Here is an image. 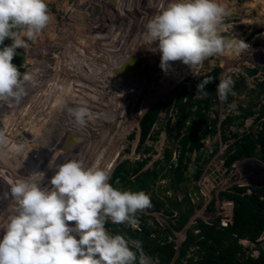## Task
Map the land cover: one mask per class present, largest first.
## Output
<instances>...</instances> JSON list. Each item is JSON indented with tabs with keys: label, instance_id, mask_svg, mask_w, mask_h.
I'll return each mask as SVG.
<instances>
[{
	"label": "rangeland",
	"instance_id": "rangeland-1",
	"mask_svg": "<svg viewBox=\"0 0 264 264\" xmlns=\"http://www.w3.org/2000/svg\"><path fill=\"white\" fill-rule=\"evenodd\" d=\"M173 2H178V0H46L52 16L50 24L35 41L28 39L25 35L26 30L20 32V38L26 42L27 46L16 49L17 54L12 63L21 69V73L31 72L39 86L37 85L38 87L32 90H28L26 87L27 95L18 104L0 102V129L5 131L7 138L14 140L11 142V147H19L18 152L8 151L12 148L7 150L5 147L8 162L4 166H0V241L3 240L10 218L17 214V205L11 196V186L17 181L28 180L40 184L41 187L51 188V179L58 170V167L55 166L49 168L48 165L52 159L57 166L76 159L83 161L86 168L98 167L108 169L112 173L114 167L125 159L137 161L143 156H148L149 160L142 170L155 166L159 171V178L149 190V194L158 195L164 200L165 205L164 209L159 211L147 209L138 211L136 214L138 224L135 228L140 227L142 219L145 218L149 227L163 238L167 237L168 241L172 240L176 249L184 240L187 229H192L194 233L199 232L196 226L199 219L209 223L222 216L224 210L220 204L224 199H220V191L231 190L233 186H238L241 183L251 185L264 181V160L260 159L259 155H255L256 157L249 160L251 163L248 161L240 163L253 164L251 168L258 169L262 173V179L257 182L249 181L247 173H242V168L235 167V163L230 168H226L223 163L226 150L229 147L233 148L230 146V142L254 129V126L251 127V119H246L243 123L242 117L239 115V105L244 107L256 102V107H258L259 103H264V0H218V3L226 6L231 13L224 19L220 34L228 39H243L250 45L247 51L239 55L227 53L222 56L210 57L195 70L180 61L169 62L171 68L166 73L160 67L162 53L158 50V42H150L147 39L146 25L155 15ZM114 7L116 8L114 9ZM117 15H120L126 23L122 32L111 30V23ZM99 24L102 25L101 28ZM79 26L85 30H78ZM75 31L78 37L83 33L80 37L82 46L80 48L78 46L80 50H83L84 41L92 42L88 40L90 38L96 44L97 47L94 46L93 49L96 52L98 50L97 55L99 56L97 57L101 58L99 59L100 64L103 63V66L99 65L98 73L95 74L92 64L91 67L88 66L89 63L85 62V58L83 59L79 53V56H72L74 51L71 49L73 47L68 49L69 53L64 52V56L63 51L67 46L66 36ZM108 31L110 32L107 33ZM56 32L60 38L61 35L64 36L68 32L63 37L65 42L56 39L53 41L52 38L55 37ZM111 38L118 41L113 47L108 46L112 41ZM12 43L11 38H6L2 49ZM98 43L105 46L98 45ZM89 48L87 47V49ZM89 52L91 53L92 50H88V54ZM93 53L95 52H92L91 57ZM115 54L116 56L112 57ZM128 56L137 60L138 64L134 75L126 77V74H121V71L122 65H125L123 64L124 58ZM81 60L83 61L81 62ZM82 65L83 69H81ZM245 66H250L258 72L249 76L243 72ZM215 70L217 71L216 85L212 87L211 84H208L206 90L210 100L206 117L214 123L210 127H214L216 131L215 133L210 131L207 136L202 138L200 149L187 152L185 179L180 183L181 189L175 190L172 172L168 168L171 165L176 166L180 154L179 139L174 136L176 133L175 124L178 121L176 111L170 108L168 112L164 109L159 113L151 130L156 135L155 139H148L140 147V151L137 150L140 133L139 121L149 107L158 100H167L172 91H176L177 94L184 87L186 92L195 91L197 93V85L207 78L208 73ZM114 72H118L117 75L114 76ZM65 74H70L71 78L83 77L75 80L78 84L81 83L80 86L84 90H88L78 91L81 101H83L82 98L88 99L86 95L93 87L88 84H98L99 91L112 86L113 88H123H120V93L118 92L116 95H104L103 102L99 104V107L87 108L96 112L94 111L87 126L82 130L75 119L68 115V109L73 107H70L69 101L66 102V108H64L65 116L59 115L63 112L61 109L59 113H54L53 116L56 119L51 123L47 115H49V108L53 110L54 107L49 105L51 98L49 94H54L52 98H55L60 92L62 76ZM91 75H95L96 78L101 77L100 81L103 80L101 84L98 83L99 80L93 82ZM228 78L234 80L233 91L236 94L222 102L218 97L217 89L220 81ZM167 81L170 82V86L163 89L162 87ZM23 105L35 108H23ZM79 107L84 106L78 104L74 108ZM107 107L108 109L104 111ZM99 108H102L101 111H98ZM192 110H195L194 106ZM28 112L30 113L27 114ZM227 116L232 118L227 121ZM169 117L171 118L170 125L173 128L171 133H168L166 129ZM47 119L50 122L48 124L46 123ZM33 121L38 125L45 121L44 126H47L44 131L43 129L37 130L38 132L31 136L29 128ZM75 129L78 133L75 132ZM234 132L237 137L234 136ZM67 138H70L67 143L70 142L71 145H68L66 149L60 148L61 140H65L66 143ZM166 150L172 152L169 160L167 158L165 160ZM74 151L75 154L72 153ZM51 152L54 153L51 154ZM68 153L71 156L66 159ZM164 164L166 167H161ZM214 170L218 171L219 181L217 182H215L216 178L211 177ZM42 172L45 173L43 176L40 175ZM199 172L200 174L197 176ZM185 192L191 198L193 211L188 214V221L181 229L172 228L175 234L173 236L167 232L166 228L171 227L172 223L177 224L181 210H186L189 206V203L184 200ZM166 197L169 200L177 198L183 204L177 208ZM212 199H214V205L213 208H210ZM172 210H174L173 213ZM124 225L131 227L126 223ZM70 226L74 227L75 222H70ZM258 241L241 239L242 245L246 247L245 253L257 256L259 253L257 246L264 249V239L259 237ZM198 248V244L190 245L185 256L180 258L179 264H185L190 257L196 259ZM176 258L177 252L169 264H173ZM151 260L152 264H158L159 259L151 258Z\"/></svg>",
	"mask_w": 264,
	"mask_h": 264
},
{
	"label": "clouds",
	"instance_id": "clouds-1",
	"mask_svg": "<svg viewBox=\"0 0 264 264\" xmlns=\"http://www.w3.org/2000/svg\"><path fill=\"white\" fill-rule=\"evenodd\" d=\"M230 15L218 0L168 4L146 25L147 39L158 42L162 53L160 67L167 73L169 62L180 61L195 70L210 57L247 51L250 45L243 39L220 34L224 19ZM51 20L46 0H0V45L6 38L13 41L0 50V102L18 104L27 95L26 85H35L34 76L21 73L12 61L16 49L27 46L20 32L26 30L28 39L35 41ZM212 81V77L204 78L194 97H207L206 85ZM234 83L231 78L220 81L217 94L222 102L236 94ZM68 112L82 127L91 118L86 107L69 108ZM7 145L6 133L0 129V149ZM48 166L58 167L51 188L28 180L11 186L17 214L10 218L0 241V264H152L141 242L111 235L105 227L110 219L135 228L137 212L152 207L148 194L114 188L109 183L110 170L86 168L81 160L57 166L52 159ZM224 201L234 206L233 201ZM260 237L264 239V232Z\"/></svg>",
	"mask_w": 264,
	"mask_h": 264
},
{
	"label": "trees",
	"instance_id": "trees-1",
	"mask_svg": "<svg viewBox=\"0 0 264 264\" xmlns=\"http://www.w3.org/2000/svg\"><path fill=\"white\" fill-rule=\"evenodd\" d=\"M2 46L0 45V50ZM216 75V70L207 74V77L213 78V81L209 83L212 87L216 85ZM207 87L208 84L206 90ZM175 92L172 91L167 100H158L142 115L139 121L140 133L137 150L140 151V147L148 139H155L156 135L151 130L159 117V113L164 109L168 112L170 108H173L178 118L174 128L176 131L174 136L179 139L180 154L176 166L170 164L171 166L168 169L172 172V182L176 188L175 190H177L178 188L181 189L182 186L179 187L180 183L185 179L184 171L187 168L185 156L187 152L200 149L202 138L207 136L210 131L215 133L216 129L210 127L214 123L206 117V110H208L210 104L208 96L203 99L195 98V91L186 92L184 87L177 94ZM231 96L230 94L228 98ZM256 105V102L244 107L239 105V115L242 117L243 123L250 116L257 115L251 125V127L254 126L253 130L241 137H237L236 132L233 133L237 139L230 142V146L233 148L230 149L229 147L224 155L223 163L226 168H230L236 160L255 155H259L264 160V119H262L264 118V103H259L258 107ZM193 106L195 110H192ZM231 118V116H227L226 120L228 121ZM188 120L189 123H187ZM170 124L171 118L169 117L166 124L168 133L173 130ZM171 153V150L165 151V160L166 158L170 159ZM148 160V156H143L137 161L125 159L119 162L111 173L109 183L121 191L145 192L150 196L152 202V207L147 210L159 211L164 209V200L156 194H149V190L159 178V171L155 166L142 170ZM161 167L165 168L166 166L164 164ZM199 174L200 172L197 176ZM247 188L248 186H233L231 190L219 192L220 199L231 200L234 204L233 222L228 227L219 226L217 219L209 223L199 219L196 225L199 232L194 233L192 229H187L186 236L177 249L172 240L168 241L167 237L163 238L156 231L154 232L145 218L142 219L140 227L135 229L125 227L124 224H114L111 220L106 222L105 227L111 235H124L129 241L141 242L145 255L159 259L158 264H169L176 252L177 258L173 264H179L180 258L185 256L187 248L196 244L199 246L197 250L198 257L196 259L194 257L188 258L185 264H264V249L262 247L257 246L259 253L257 256H253L251 253H245L244 249L246 247L241 243L243 238L259 242L258 239L264 231V186L253 189L250 187L252 189L251 194L246 193ZM258 193L260 195H257ZM184 200L189 203V206L186 210H181L177 224L172 223L171 227L166 228L167 232L173 236L175 234L172 228L175 230L181 229L188 221V214L193 211L191 198L187 192L184 194ZM169 201L177 208H180L183 204L177 198ZM210 204V208H213L214 199L211 200ZM171 212L173 213L174 210ZM154 233H156L155 236ZM133 250L135 251L134 248Z\"/></svg>",
	"mask_w": 264,
	"mask_h": 264
},
{
	"label": "bare ground",
	"instance_id": "bare-ground-1",
	"mask_svg": "<svg viewBox=\"0 0 264 264\" xmlns=\"http://www.w3.org/2000/svg\"><path fill=\"white\" fill-rule=\"evenodd\" d=\"M71 11V10H70ZM72 12V11H71ZM118 14V13H117ZM112 19V18H111ZM81 20H82V18H81ZM109 22V21H108ZM80 24V23H79ZM108 24V23H107ZM101 24H99V27L101 28ZM80 28V29H79ZM79 28H78V30H82V29H84L82 26H79ZM75 30V29H74ZM85 30V29H84ZM87 30V29H86ZM112 30V29H111ZM100 31V30H99ZM98 31V32H99ZM105 31H106V29H105ZM79 32V31H78ZM84 32V31H83ZM110 31H108L107 33H109ZM65 33V32H64ZM63 33V34H64ZM67 33L68 32H66V35H67ZM80 33V32H79ZM119 34V33H118ZM65 34H64V36H66ZM82 35H83V33H82ZM81 35V36H82ZM98 35V34H97ZM122 35V34H121ZM63 35H61V38H60V36L58 35V33L56 32V35H55V37H53L52 39H53V41H54V39H56V40H58V41H64L65 42V40L63 39V37H64ZM80 35H79V37L77 36V34H76V31L75 32H71V33H69L67 36H66V38H67V40H66V49L64 48V51H63V53L64 52H68L69 53V51H68V49L70 48V47H73L71 50H73L74 52H72V56H74V55H78V53L81 55V56H83L82 58L84 59L85 58V62H88L89 63V65L88 66H90L91 64H92V69H95V74H96V72H97V70H98V67H99V65H102L103 66V63L102 64H100V62H99V59H101V58H99L98 59V57L97 56H99V55H97V52H98V50H97V48H96V50H97V52L96 51H94V49H93V47L94 46H96V44L95 43H93V40L90 38V39H88L89 41H92V42H87V41H84V45H83V50H80L79 48H80V46H82L81 44H80V41H81V39H80V37H81ZM116 36V35H115ZM92 37V36H91ZM94 37H96V36H94ZM113 37V36H112ZM97 38V37H96ZM105 38V37H104ZM136 38V37H135ZM94 39V38H93ZM107 39H108V37H107ZM112 39V38H111ZM110 39V40H111ZM119 39V38H118ZM132 39V38H131ZM95 40V39H94ZM97 42V41H96ZM60 43V42H59ZM114 43V44H113ZM115 43H118V41L114 38V39H112V41L110 42V44L108 45V46H110L111 45V47H113L114 45H115ZM98 45H102V46H105V45H103V44H100V43H98ZM78 46H79V48H78ZM87 47H90L89 49H87ZM97 47V46H96ZM101 47V46H100ZM62 48V47H61ZM98 48H99V46H98ZM88 50H92V52H95V53H93V55H92V57H91V54H92V52L90 53L89 52V54H88ZM85 51V52H84ZM75 52H77V53H75ZM60 53V52H59ZM56 56H58L59 57V55H57L56 54ZM64 56H65V53H64ZM70 56V55H69ZM79 56V55H78ZM116 56V54L115 55H112V57H115ZM96 57V58H95ZM129 57V56H128ZM127 57V58H128ZM80 60V59H79ZM135 60V59H134ZM83 60H81V62H82ZM96 61V62H95ZM136 61V60H135ZM80 62V61H79ZM75 63H77V62H75ZM84 63V62H83ZM130 63H133V62H129V64ZM98 66H97V65ZM128 64V65H129ZM64 65V64H63ZM73 65V64H72ZM78 65V64H77ZM91 67V66H90ZM128 67H130V66H128ZM84 68V66L82 65V67H81V69H83ZM88 69V68H87ZM123 69H125V70H122V71H124V73L126 74V72H127V70H128V68L126 69V67H124ZM78 70H80V69H78ZM28 71V70H27ZM90 71V70H89ZM135 69L132 71H130V74H129V76H133L134 75V73H135ZM31 73V72H30ZM84 73V72H83ZM98 73V72H97ZM117 73L118 72H114V76L115 75H117ZM87 74V73H86ZM33 75V74H32ZM70 75V74H69ZM68 74H65V75H63L62 76V78H63V80H62V87L60 86V92L59 93H57V95L55 96V98H52L53 97V95L54 94H52V93H50L49 95H51V98H50V101H49V105H52L53 107H54V109L52 110V108H49V115H47V117H48V119L50 120V122L52 123V122H54V120L56 119V117L55 116H53L54 115V113H59L60 111H61V109H63V112H61V114H59V115H61V116H65V109L64 108H66L65 107V105H66V102L67 101H69L70 103H71V106L70 107H72V108H74V107H77L78 106V104H82L84 107H86V108H93V107H99V104L101 103V102H103L102 101V99H103V97H104V95H109V94H118V92L121 90L120 88H123V87H120V88H113V86L111 87V88H106V89H103L102 88V91H99L98 90V84H88V85H93V87H92V91L90 90L89 91V94H87L86 95V97L88 98V99H84V98H82V100L83 101H81V99H80V95H79V90H84L83 88H82V86H80V84H78V82H75V80H79L80 78H83V77H81V76H78V77H76V78H71V75L69 76ZM73 75V74H72ZM80 75V74H79ZM87 76V75H86ZM91 76H93V75H91ZM99 76H100V74H99ZM102 76V75H101ZM114 78V77H113ZM35 79V85L33 86L32 84H28V85H26V87H27V89L28 90H32V89H34V88H36V87H38L39 86V84H36L37 82H36V78H34ZM92 79H93V82H98V80L100 81V79H101V77L100 78H96V76L94 75L93 77H92ZM85 80V79H84ZM88 80V79H87ZM101 81H103V80H101ZM101 81L100 82H98L99 84H101ZM40 82V81H39ZM82 82V81H81ZM115 82V81H114ZM172 82V81H171ZM106 83V82H105ZM38 85V86H37ZM85 85H87V83H85ZM115 85V84H114ZM168 86H170V82L169 81H167L164 85H163V89H164V87H168ZM84 87V86H83ZM103 87V86H102ZM80 88V89H79ZM84 91H88V90H84ZM124 92V91H123ZM120 93V92H119ZM83 94H84V92H83ZM92 94H94V96H92ZM97 95V96H96ZM50 97V96H49ZM47 101H48V99H46ZM94 100V101H93ZM46 101V102H47ZM93 101V102H92ZM69 103V104H70ZM2 104H4V103H2ZM5 105V104H4ZM11 105V104H10ZM42 106V105H41ZM108 106H109V104H108ZM33 108H35L34 106H32ZM32 107H30V106H25V105H23V108H32ZM102 108H103V106H102ZM101 108V109H102ZM98 109V108H97ZM101 109L99 108V110L98 111H101ZM108 109V107L104 110V111H106ZM18 110H20V111H22L21 109H18ZM89 111H90V117H92V115L94 114V111L92 112V110L91 109H88ZM96 112V111H95ZM30 112H28L27 114H29ZM25 114V113H24ZM69 115V114H68ZM108 116V115H107ZM36 117V116H35ZM45 117V116H44ZM46 118V117H45ZM44 118V119H45ZM71 118H73L74 119V117H72L71 116ZM48 119H47V124L48 123H50V122H48ZM66 119V118H65ZM68 119V118H67ZM26 120V119H25ZM43 120V119H42ZM71 120V119H70ZM67 121V120H66ZM44 122V123H43ZM42 123H40L39 125L38 124H36V123H34V121H33V123H32V126L29 128V132H30V135L32 136V134L33 133H35V132H38L37 130H41V129H43V131H44V128H45V126H47V125H45L44 126V124H45V121H43ZM43 125V126H42ZM79 127H80V130H82V128L83 127H81L80 125H78ZM32 130H33V132H32ZM76 130V129H75ZM79 131V130H78ZM75 132H77V130L75 131ZM78 133V132H77ZM34 136V135H33ZM36 136V135H35ZM37 138L36 139H38V136H36ZM33 138H35V137H33ZM39 140V139H38ZM77 140V139H76ZM12 141H14V140H11V139H9L8 138V145L6 146V149L8 150V149H10V148H12L11 150H8V151H12V152H18V149H19V147H17V148H13V146L11 147L10 145H11V142ZM58 142H60V141H58ZM80 143H81V141H79ZM33 143V142H32ZM75 143H78V142H76L75 141ZM14 144V143H13ZM65 144V140H61V142L59 143V147L60 148H63V145ZM18 146V145H17ZM59 148V149H60ZM56 149V148H55ZM58 149V150H59ZM62 151V150H61ZM60 152V151H59ZM52 153H54V152H51V154ZM22 155V154H21ZM14 157V156H13ZM10 158V157H9ZM8 162V154L5 152V147L3 148V149H0V166H4V164H6ZM108 164H110V162H108ZM9 165V164H8ZM10 165H12V164H10ZM14 167V166H13ZM1 168V167H0ZM14 169V168H13ZM39 169H40V167H39ZM39 171V170H38ZM43 173V172H42ZM45 174V173H44ZM13 201V200H12ZM5 222V221H4ZM5 235V234H4Z\"/></svg>",
	"mask_w": 264,
	"mask_h": 264
},
{
	"label": "water",
	"instance_id": "water-1",
	"mask_svg": "<svg viewBox=\"0 0 264 264\" xmlns=\"http://www.w3.org/2000/svg\"><path fill=\"white\" fill-rule=\"evenodd\" d=\"M126 23L124 22V20H123V18L121 17V16H118L115 20H114V22H113V26L111 27V29L113 30V31H122L123 30V28H125V25ZM125 59V61H124V63L123 64H125V65H122V70H125V69H123L124 67H126V69L128 68V70H127V72H126V77H129V74H130V71L132 70H136V67H137V64H138V61L136 60H134V59H131V58H124ZM129 62H133V63H130L129 64ZM126 64H129V65H126ZM128 66H130V67H128ZM243 72L244 73H246L247 75H249V76H253V75H255L258 71L256 70V69H253L252 67H250V66H245L244 68H243ZM121 74H124V71H121ZM70 138H67V140H66V143L63 145V148L64 149H66L67 147H68V145H71V143L70 142H68L67 143V141L69 140ZM72 153H74L75 154V151L74 152H72ZM71 156V154L70 153H68L67 154V156L65 157L66 159H67V157H70ZM217 174H218V171L217 170H214V173H212V177H215L216 178V181L215 182H217V181H219V178L217 177Z\"/></svg>",
	"mask_w": 264,
	"mask_h": 264
},
{
	"label": "crops",
	"instance_id": "crops-1",
	"mask_svg": "<svg viewBox=\"0 0 264 264\" xmlns=\"http://www.w3.org/2000/svg\"><path fill=\"white\" fill-rule=\"evenodd\" d=\"M256 115L257 114H255L254 116H250L249 118H247V119H251V122L252 123H254V120H255V118H256ZM262 119H264V118H262ZM251 125V124H250ZM249 125V126H250ZM253 157H256V156H252V157H246V158H244V159H241V160H236L234 163H235V167H241L242 169H241V172L242 173H244V174H246L247 173V175H248V179H249V181H251V182H253V181H255V182H257L259 179H262V173L258 170V169H255V168H251L252 167V165L253 164H250V165H245V163H243V164H240V163H242V162H245V161H248V162H250L251 163V161H249V160H251ZM261 159V158H260ZM233 163V164H234ZM233 164H232V166H233ZM238 186H248V188L246 189V193L247 194H251L252 193V189L253 188H255V187H263L264 186V181L262 180V182H260L259 184H256V183H253V184H251V185H246V184H244V183H241V184H239ZM252 189H251V188ZM257 195H260L259 193L257 194ZM264 232V231H263Z\"/></svg>",
	"mask_w": 264,
	"mask_h": 264
},
{
	"label": "built area",
	"instance_id": "built-area-1",
	"mask_svg": "<svg viewBox=\"0 0 264 264\" xmlns=\"http://www.w3.org/2000/svg\"><path fill=\"white\" fill-rule=\"evenodd\" d=\"M221 208L224 210L222 213V216L217 219L219 221V226L226 227L229 224L233 222V216H232V202L229 201H222L221 202ZM228 209V210H227Z\"/></svg>",
	"mask_w": 264,
	"mask_h": 264
}]
</instances>
